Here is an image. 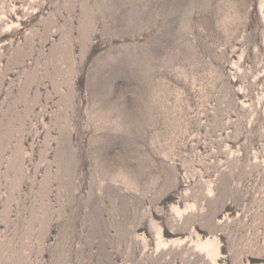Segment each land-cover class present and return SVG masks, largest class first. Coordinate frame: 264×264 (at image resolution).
Listing matches in <instances>:
<instances>
[{
  "label": "rangeland",
  "instance_id": "obj_1",
  "mask_svg": "<svg viewBox=\"0 0 264 264\" xmlns=\"http://www.w3.org/2000/svg\"><path fill=\"white\" fill-rule=\"evenodd\" d=\"M0 264H264V0H0Z\"/></svg>",
  "mask_w": 264,
  "mask_h": 264
},
{
  "label": "bare ground",
  "instance_id": "obj_2",
  "mask_svg": "<svg viewBox=\"0 0 264 264\" xmlns=\"http://www.w3.org/2000/svg\"><path fill=\"white\" fill-rule=\"evenodd\" d=\"M206 245V244H205Z\"/></svg>",
  "mask_w": 264,
  "mask_h": 264
}]
</instances>
